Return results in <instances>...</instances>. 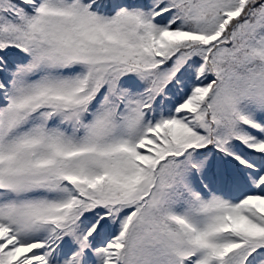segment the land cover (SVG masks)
<instances>
[{
    "label": "snow or ice",
    "instance_id": "snow-or-ice-1",
    "mask_svg": "<svg viewBox=\"0 0 264 264\" xmlns=\"http://www.w3.org/2000/svg\"><path fill=\"white\" fill-rule=\"evenodd\" d=\"M0 264H264V0H0Z\"/></svg>",
    "mask_w": 264,
    "mask_h": 264
}]
</instances>
